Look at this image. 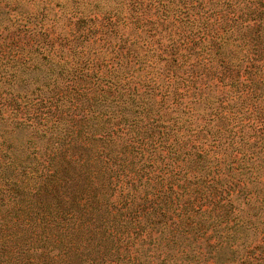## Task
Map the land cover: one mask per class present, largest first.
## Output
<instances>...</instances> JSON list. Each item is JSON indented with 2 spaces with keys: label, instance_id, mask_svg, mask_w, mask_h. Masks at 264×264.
Masks as SVG:
<instances>
[{
  "label": "trees",
  "instance_id": "trees-1",
  "mask_svg": "<svg viewBox=\"0 0 264 264\" xmlns=\"http://www.w3.org/2000/svg\"><path fill=\"white\" fill-rule=\"evenodd\" d=\"M126 4L0 24V264H264V0Z\"/></svg>",
  "mask_w": 264,
  "mask_h": 264
},
{
  "label": "rangeland",
  "instance_id": "rangeland-1",
  "mask_svg": "<svg viewBox=\"0 0 264 264\" xmlns=\"http://www.w3.org/2000/svg\"><path fill=\"white\" fill-rule=\"evenodd\" d=\"M126 8V0H0V24L13 29L19 23H26L31 28L34 24L29 22H38L47 28V32L58 35L68 30L80 15L92 20L102 18L103 15L114 18V15L124 16ZM105 10L107 12L103 13ZM37 72L30 75L32 86L48 80L47 74L42 73L39 74V81L34 79L32 75ZM9 129L8 120L0 119V132H8ZM8 133L19 143L28 138L37 140L36 135L28 128Z\"/></svg>",
  "mask_w": 264,
  "mask_h": 264
}]
</instances>
